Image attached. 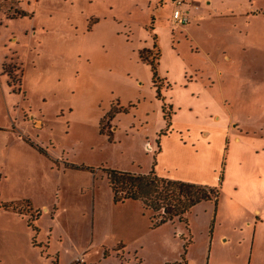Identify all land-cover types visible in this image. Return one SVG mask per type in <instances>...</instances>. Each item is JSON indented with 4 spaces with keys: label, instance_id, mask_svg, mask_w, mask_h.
Masks as SVG:
<instances>
[{
    "label": "rangeland",
    "instance_id": "374dc122",
    "mask_svg": "<svg viewBox=\"0 0 264 264\" xmlns=\"http://www.w3.org/2000/svg\"><path fill=\"white\" fill-rule=\"evenodd\" d=\"M247 1L253 20L249 37L256 45L252 48L255 50L249 55L243 51L231 54L229 62L219 63L223 75L218 86L222 87L214 84L209 89L211 81L207 79L216 71L207 63L209 45L194 43L184 33L173 37L165 24L171 12L168 5L159 9L156 0H41L35 16L37 22H43L44 29L41 30V24L35 26L39 33L32 39L30 48L29 37L18 29L26 26L32 33L34 27L28 24V18L10 26L15 31L11 36L14 38L4 42L9 52L14 50L20 57L16 62L12 60L15 67L5 73L10 78L9 89L13 95L9 109L12 120L19 124L25 120L32 122L33 115L40 120L39 126L32 128L31 136L17 131L31 150L21 165L19 157L12 163L13 167L21 166L27 172H23L25 178L17 190L35 194L39 185L52 188L57 180V165L52 158L62 160V166L84 167L81 171L66 169L67 176H88L90 169H99L96 171L98 186L101 183L106 186L100 169L130 174L148 169L152 155L144 144L150 139L147 136L152 138L160 117L159 104L151 88L150 68L139 57V52L153 43L149 15L154 19L155 42L160 51L157 72L172 85L165 97L173 99V129L190 127L195 133L201 129L204 113L218 114L221 119L218 127H230L227 135L224 134V143L217 142V146L209 148L214 174H188L179 169L177 175L196 181L187 183L204 187L216 181L221 188L227 163L225 185L235 174L244 176L246 172L239 167L235 169L236 165L264 158L262 152L256 153L264 135L261 131L264 126V0ZM101 11L106 12L101 14ZM8 14L18 18L22 12L11 7ZM4 23L5 18L0 14V31L7 35ZM203 26L196 30L203 31ZM11 58L8 57L9 62ZM253 64L257 69H253ZM250 77L253 79L247 82L246 78ZM204 83L209 90L198 101L195 97L186 99L185 93L190 94L191 86L194 93L202 94L200 84ZM233 85L239 92L236 104ZM163 89L162 83L161 93ZM219 94L224 97H218ZM243 98L247 101L242 102ZM109 118L111 128L106 121ZM101 120L103 133L99 129ZM235 136L240 138V145L232 143ZM40 149L43 154L39 153ZM197 150L199 156L206 153L200 144ZM178 160L188 163L189 157ZM205 206L209 207L207 212H204ZM214 218L216 223L214 205L200 203L188 215L190 235L178 222L160 226L153 231V241H147L149 246L146 243L145 249H137L135 253L132 250L131 258L141 264H162V258L172 255L174 245L183 253L185 241L179 233L186 239L191 236L193 255L201 258L200 246L207 240ZM49 221L44 220L45 229L51 224ZM169 233H175V241L168 237ZM47 235H50L48 230ZM61 241L64 243L65 239L62 237ZM19 253L21 250L17 248ZM0 264H24V259L3 258Z\"/></svg>",
    "mask_w": 264,
    "mask_h": 264
},
{
    "label": "crops",
    "instance_id": "0c3cea01",
    "mask_svg": "<svg viewBox=\"0 0 264 264\" xmlns=\"http://www.w3.org/2000/svg\"><path fill=\"white\" fill-rule=\"evenodd\" d=\"M4 1L6 0H3L0 5V14L5 18L4 25L7 30V35H3L0 31V39L3 40V43L0 40V102L2 103L0 106V205H11L15 210H5L0 206V262L3 261V258H7L9 261L11 258H23L24 264H79L76 260L81 256L84 260L83 264H141L140 261L131 258V254L135 253L137 249H145L147 241H153V231L160 226L174 225L175 222H178L183 224L188 231L190 226L188 215L196 205L186 214V224L173 221L153 228L152 215L141 202L129 200L123 203H114L112 192L105 178V169L100 170L102 171L101 178L104 179L106 186L102 183L98 186L96 171L99 169H90L88 176H81V174L67 176L66 169L81 171L84 167L62 166L63 162L61 159L59 162L58 158H52L57 165V180L52 188L46 184L39 185L35 194L21 193L17 190L25 178L23 174L27 172L21 166L19 169L13 167L12 163L15 157H19L21 165L22 161L25 162L24 156L31 151L28 143L19 137L17 131L31 136L32 128L39 126L40 120L34 118V115L31 117L32 122L25 120L19 124L12 120L9 109H11L10 99L13 95L9 89L10 78L6 77L5 73L10 67H15L13 62L19 60L17 58L20 57L14 50L9 52L5 44L14 38L11 36L15 31L10 30L9 27L28 18L31 22L28 24L30 27H34L31 30L32 33L26 26L25 29L22 26H19L18 29L29 37L30 48L32 39L39 33L35 26L41 24L39 26L43 30L44 25L43 22H37L35 16L41 0ZM156 1L159 2V9L168 5L169 12H172L165 24L173 37L184 33L194 43L209 45V50H206L209 58L207 63L213 71L216 70L207 79L211 81L209 89H213L214 84L218 86L221 82L223 72L218 68L219 63L229 62L231 54L235 55L243 51L245 55H249L255 50L252 48H255L256 45H253L254 42L249 37V29L253 20H251L252 16L248 11L247 6L250 3L247 0ZM11 7L21 11L22 15L18 18L10 16L8 10ZM111 10L112 7L109 8V11ZM174 10H180L182 16L187 18L186 25L176 24L173 21ZM105 12L101 11V14ZM149 18L153 19L150 15ZM153 24L154 19L151 25V37L155 35ZM201 25H204V30L199 32L196 29ZM262 34L264 37V33ZM217 39H220L221 42ZM152 45L141 50L139 57L142 51L150 50ZM15 54L16 59H13ZM9 56H12L11 62L8 61ZM12 60L14 61L12 62ZM253 61L256 63L255 58ZM144 64L149 67L148 64ZM158 68L157 70H159ZM253 69H257L254 64ZM158 76L164 84L162 97L171 109L170 126L168 129L166 128L162 102L156 99V93L152 86L155 100L160 109L159 125L153 132L152 138L147 136L150 139H147L148 141L144 144L146 150L152 155L148 169L133 174L147 175L153 170L159 178L185 183L196 181L178 176L179 169L188 174H214L215 167L209 159V148L217 146V142L223 144L224 136L227 135V130L230 127H218L221 123L218 114L204 113L201 129H196L195 133L190 127L183 130L173 129V99L165 97L172 85L163 75L158 73ZM262 76L264 77V74ZM252 79V77L246 78V81L250 82ZM150 82L152 85L151 73ZM191 82L192 85L195 84L193 81ZM166 85L168 88H165ZM200 85L202 94L194 93V86H191L190 94L185 93L186 99L191 100V97H195L198 101L199 97L209 90L208 87H205V83ZM233 86L235 88L233 100L236 104L239 92L238 88ZM185 89L189 90V87H185ZM220 96L224 97L223 94L218 95V97ZM241 101L246 102L247 99L243 98ZM206 108L205 105L204 110ZM194 118L199 119L197 116ZM110 119L106 120L109 128H111ZM261 131L264 133V126ZM184 136L186 137L183 139ZM177 137H179V141ZM261 139L262 142L258 144L256 153L260 151L264 155V135L261 136ZM232 143L240 145L241 140L235 136ZM197 144H200V147L206 152L204 155L197 154ZM39 153L43 154L44 152L40 149ZM184 156L189 157L188 163L179 162L178 158ZM226 165L227 163H225L223 174L225 177L222 179L221 188L216 181L209 185L210 188L217 189L218 195L215 203L212 201L200 202L214 205V210L217 213L216 223L214 218L207 240L201 243V258L193 255V246H191L193 242L189 236L191 232L188 231L187 239L182 233H179V235L181 234L180 238L185 241L183 253L177 249V245H174L172 255L162 258V264H175L181 262L182 259L184 264H264V158L258 162L254 160L247 164L236 165L235 169L239 167L246 174L244 176L233 175L231 182L227 185L223 182L226 179ZM225 188L227 189L225 190ZM208 210L209 207L205 206L204 212ZM28 214H32L35 218L31 222L35 231L28 225ZM44 220H50L51 224L48 225V229L44 227ZM47 230L50 235H47ZM16 236L17 240H15ZM62 237L65 239L64 243L61 241ZM168 237H171L173 241L176 239L175 233H169ZM57 238H59L58 242ZM11 239L12 241H10ZM169 241L168 244H170ZM151 244L154 247V242ZM17 248L21 250V253L17 254Z\"/></svg>",
    "mask_w": 264,
    "mask_h": 264
},
{
    "label": "trees",
    "instance_id": "16d2710c",
    "mask_svg": "<svg viewBox=\"0 0 264 264\" xmlns=\"http://www.w3.org/2000/svg\"><path fill=\"white\" fill-rule=\"evenodd\" d=\"M151 22L153 19L151 18ZM152 25V23H151ZM149 31L152 32V26ZM153 45L150 50L140 53V59L150 67L152 86L156 93V99L162 102V112L166 128L170 126L171 109L162 97V80L158 76L157 68L160 51L156 45V36H152ZM165 88H168L166 85ZM104 120V119H103ZM100 122V133L104 132ZM105 178L113 195L114 203L125 201H139L143 207L151 213L152 227L156 228L164 223L180 221L187 223L185 216L190 209L203 201L215 203L217 189L189 184L180 181H170L156 176L153 170L147 175H136L115 170H104ZM5 210H15L11 205H0ZM32 214H28V225L33 228L31 222L34 220ZM184 264L183 259L179 263Z\"/></svg>",
    "mask_w": 264,
    "mask_h": 264
},
{
    "label": "built area",
    "instance_id": "2783aa9c",
    "mask_svg": "<svg viewBox=\"0 0 264 264\" xmlns=\"http://www.w3.org/2000/svg\"><path fill=\"white\" fill-rule=\"evenodd\" d=\"M172 19L176 24L186 25L188 23L187 18L182 16L180 10H174V12L172 14ZM76 262L79 264H83L84 260L81 256H79L78 259L76 260Z\"/></svg>",
    "mask_w": 264,
    "mask_h": 264
}]
</instances>
